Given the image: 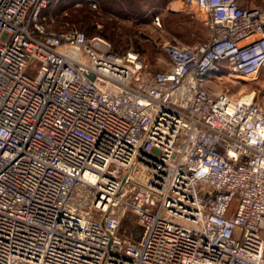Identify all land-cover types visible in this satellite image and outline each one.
I'll use <instances>...</instances> for the list:
<instances>
[{
  "label": "built area",
  "instance_id": "2783aa9c",
  "mask_svg": "<svg viewBox=\"0 0 264 264\" xmlns=\"http://www.w3.org/2000/svg\"><path fill=\"white\" fill-rule=\"evenodd\" d=\"M50 1L0 0V264H264V109L209 85L264 68V5L185 0L210 36L151 74Z\"/></svg>",
  "mask_w": 264,
  "mask_h": 264
},
{
  "label": "rangeland",
  "instance_id": "374dc122",
  "mask_svg": "<svg viewBox=\"0 0 264 264\" xmlns=\"http://www.w3.org/2000/svg\"><path fill=\"white\" fill-rule=\"evenodd\" d=\"M152 1L156 0H95L97 6L93 7L94 0H53L47 9L49 27L53 30L78 28L90 36L102 35L118 51L138 50L148 64V72L154 74L158 71V64H164L167 58L163 48L158 46L161 31L154 23L158 9L154 8ZM160 20L163 23L162 17ZM197 33L196 40L208 35L204 26ZM212 86L216 93L230 88L235 95L254 94L264 109V68L251 80L216 79ZM131 221H137V217L133 216ZM126 226L124 224V228Z\"/></svg>",
  "mask_w": 264,
  "mask_h": 264
},
{
  "label": "crops",
  "instance_id": "0c3cea01",
  "mask_svg": "<svg viewBox=\"0 0 264 264\" xmlns=\"http://www.w3.org/2000/svg\"><path fill=\"white\" fill-rule=\"evenodd\" d=\"M240 3L245 7H253L257 5H264L255 2L254 0H239ZM155 9H158L159 18L163 19V23L160 20V26H158L161 31L160 36H158V46L163 48V46L169 42L176 43L179 45H190L196 41L198 33L197 31L203 30L204 28L208 31L206 40L210 36L209 28L204 24L203 19L205 17V12L202 10H194L189 7L185 0H156L151 2ZM166 62L164 64H158V71L164 69H170L172 66L171 61L166 55ZM216 79H212L209 82L210 88L212 89L213 82Z\"/></svg>",
  "mask_w": 264,
  "mask_h": 264
},
{
  "label": "trees",
  "instance_id": "16d2710c",
  "mask_svg": "<svg viewBox=\"0 0 264 264\" xmlns=\"http://www.w3.org/2000/svg\"><path fill=\"white\" fill-rule=\"evenodd\" d=\"M53 0H51L50 1V4L49 5H51V2H52ZM95 1V0H94ZM48 9V8H47ZM47 9L45 10V13H47ZM85 31V30H84ZM86 33H87V31H85ZM87 35L88 36H90L88 33H87ZM95 35H100V34H95ZM92 36H94V35H92ZM100 36H102V35H100ZM113 49V51H115V52H125V51H127V50H125V51H118V50H116L115 48H112ZM138 51V50H137ZM140 52V51H139ZM141 53V52H140ZM142 54V53H141ZM124 224H125V226H126V224H128L129 226H126L125 228H130L131 227V224H132V221H131V218L130 219H126L125 221H124ZM124 224H123V227H124Z\"/></svg>",
  "mask_w": 264,
  "mask_h": 264
},
{
  "label": "bare ground",
  "instance_id": "6f19581e",
  "mask_svg": "<svg viewBox=\"0 0 264 264\" xmlns=\"http://www.w3.org/2000/svg\"><path fill=\"white\" fill-rule=\"evenodd\" d=\"M253 96H254V94H249L248 98H251V97H253Z\"/></svg>",
  "mask_w": 264,
  "mask_h": 264
}]
</instances>
